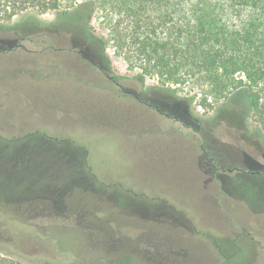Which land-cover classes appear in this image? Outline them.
<instances>
[{"label":"rangeland","instance_id":"1","mask_svg":"<svg viewBox=\"0 0 264 264\" xmlns=\"http://www.w3.org/2000/svg\"><path fill=\"white\" fill-rule=\"evenodd\" d=\"M27 18L0 24L4 264H264V135L242 96L198 110L84 26ZM52 36L160 113L62 66Z\"/></svg>","mask_w":264,"mask_h":264},{"label":"trees","instance_id":"2","mask_svg":"<svg viewBox=\"0 0 264 264\" xmlns=\"http://www.w3.org/2000/svg\"><path fill=\"white\" fill-rule=\"evenodd\" d=\"M48 13L201 109L241 95L264 135V0H0V24ZM110 238L103 230L101 242Z\"/></svg>","mask_w":264,"mask_h":264},{"label":"flooded vegetation","instance_id":"3","mask_svg":"<svg viewBox=\"0 0 264 264\" xmlns=\"http://www.w3.org/2000/svg\"><path fill=\"white\" fill-rule=\"evenodd\" d=\"M52 43L56 44L57 46H51L53 51L56 53H63V56L58 57V60L62 63V66L71 69L73 71H76L77 73H82V75L87 76L88 83H91L93 85H96L98 87H106L110 86L111 92H108V94L113 95L115 94L117 97H119L122 94L131 96L135 98L136 102H138L140 105L145 106L148 109H153L157 113L159 112V109L157 106H152L145 102V96L142 95L141 98L136 95V91L128 87L127 85H124L123 83L117 82L114 77L110 76V73L103 69L98 62L91 59L90 57L83 55L84 47L82 46V42L72 40L70 38L69 41H63L60 40V36H52ZM20 44L17 43L15 45V48H19ZM83 51V52H82ZM92 68H95L96 71H93ZM114 87V88H113ZM136 95V96H135ZM132 108V106H131ZM133 110L137 109V107L133 106ZM131 110V109H130ZM139 112L143 115L144 111L139 110ZM138 112V115H139ZM165 117H168L166 113H163ZM195 135V133H194ZM228 146H232L227 144ZM236 150V149H235ZM239 151V150H238ZM240 154L245 161L246 164V157L248 156L247 153H244L240 151ZM255 174H259V172H255Z\"/></svg>","mask_w":264,"mask_h":264},{"label":"built area","instance_id":"4","mask_svg":"<svg viewBox=\"0 0 264 264\" xmlns=\"http://www.w3.org/2000/svg\"><path fill=\"white\" fill-rule=\"evenodd\" d=\"M197 109H198V110H201V107H200V106H197Z\"/></svg>","mask_w":264,"mask_h":264}]
</instances>
